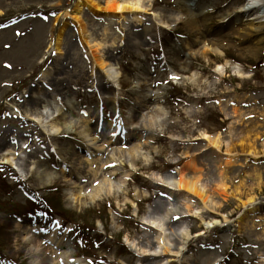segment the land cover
I'll list each match as a JSON object with an SVG mask.
<instances>
[{
	"label": "rangeland",
	"instance_id": "1",
	"mask_svg": "<svg viewBox=\"0 0 264 264\" xmlns=\"http://www.w3.org/2000/svg\"><path fill=\"white\" fill-rule=\"evenodd\" d=\"M174 1L148 0L146 10L121 15L84 10L117 73L108 82L89 72L75 23L58 18L74 10L75 0H0V154L16 150L18 137L32 164L23 179L0 156V264H51L54 253L56 264H264V0H249L255 8L245 13V0ZM65 28L58 57L49 45ZM51 66L43 86L40 73ZM41 85L45 96L37 98ZM45 101L55 116H28ZM233 106L259 126L255 156L224 154L230 129L245 124L229 111ZM155 110L160 115L151 119ZM86 120L89 135L80 134ZM50 124L60 133L48 134ZM205 132L219 133V149L201 138ZM136 143L133 161L127 150ZM220 158L228 162L226 186L205 184L213 208L201 209L198 197L183 190L168 197L150 178L191 174V161L204 178H215ZM94 172L108 174L114 195L92 196ZM43 174L53 182L38 183ZM241 180L242 191L255 196L244 210L234 191ZM78 190V199L69 196ZM185 202L199 213L182 214ZM166 211L162 229L148 223ZM159 234L170 251L139 255L128 246L151 251ZM47 238L60 242L51 253ZM26 239L34 241L36 260Z\"/></svg>",
	"mask_w": 264,
	"mask_h": 264
},
{
	"label": "bare ground",
	"instance_id": "2",
	"mask_svg": "<svg viewBox=\"0 0 264 264\" xmlns=\"http://www.w3.org/2000/svg\"><path fill=\"white\" fill-rule=\"evenodd\" d=\"M174 1V0H173ZM175 2V1H174ZM178 2H181V0H178ZM250 5H253L252 2H249L247 7ZM150 4L148 3V0H75V3L73 4V9L72 11H63L58 18H64L65 16H69L68 18L75 23L77 32L79 36L82 38L84 43L86 44L88 48V57L87 61L90 62V69L89 72L94 75L96 72L101 73L104 75L106 80L108 82L112 81L115 79L117 76V73L115 72V69L113 67V64L107 59V56L104 55L102 49L104 43L102 41H99L95 38L92 37L91 31H90V25L86 23V17L89 15L84 14V10H88L89 12L96 14V15H104V16H111L115 14H123L124 12H141L142 10H146L147 7H149ZM245 6H242L239 10L244 11ZM254 10V7L249 10L252 11ZM236 13H239L236 11ZM110 19V18H108ZM118 19L122 20L123 16H120ZM140 21V20H139ZM106 24V23H105ZM93 26V25H92ZM65 32L64 29L60 31V35L56 37V40L52 43H50L49 48H52L56 55L60 57L62 55V42H63V33ZM248 36H240L239 39L240 41H243L247 39ZM58 67V66H57ZM57 67L55 68V72L57 70ZM53 67L51 66L50 68H47L40 73V78L42 80V85L47 86V82L52 75V70ZM41 86H38L35 91H33V96L39 98L40 96H45V91L44 87L42 88ZM45 99V97H43ZM47 98V97H46ZM145 102H141V105H144ZM53 104L47 103H42V108L38 109H33L30 115H37L40 118H43V116H46L45 119H49L50 117L55 116L58 113V110L54 108V111L50 113L51 106ZM242 108L239 106H233L230 107V112L234 115H237L238 121H245L244 126L241 128H232L230 129V139L228 141H225L223 146H224V154L227 158L233 157L232 152L240 151L242 153H248V155H256V146L254 144L255 138L258 137L260 134L258 131L259 126L253 125L251 123L250 119H247L243 116L244 112L241 110ZM68 111V110H67ZM66 111V112H67ZM156 111V110H155ZM157 112V111H156ZM49 113V115H48ZM157 114V115H156ZM160 115L159 112L155 113L151 119H154L155 117H158ZM35 119V118H33ZM39 120V118H38ZM87 122L88 120L84 121V124L82 125L81 133H86L87 135L88 132L90 131V128L87 127ZM48 134H58L60 133V129L56 124H50ZM97 133V132H96ZM85 134V136H86ZM201 138L206 141V143L209 145V147H214L216 149H219L221 146V136L219 133H213V134H208V133H201L200 134ZM138 139H141L142 136L139 133L137 135ZM233 137L239 139V143L237 145L232 142L234 139ZM20 139L17 137L16 139V146L17 149L13 148H7L5 145L3 146V149L6 147L5 151L3 153L1 152V162L9 165L11 168L15 169L23 179L27 178V173H31L32 171V164L31 161L29 162V166L26 165L25 159L22 155L23 151L25 150V142L23 140L19 141ZM93 142L95 141L94 138L91 139ZM109 140V139H108ZM104 143H107V141H103ZM140 144L136 143L133 145L131 148L127 150L128 156L131 158V160L134 161L136 157V152L137 149L139 148ZM24 148V149H23ZM239 149V150H238ZM89 154V153H88ZM89 156H91L89 154ZM108 162H113L112 160H109ZM33 163V162H32ZM219 166V172L217 176L214 177H203V171L197 167V164L194 161H191L189 164V168L191 169V174H188L182 170H178L177 172L170 174V175H163V176H151L150 178L158 182L160 184H164L167 186H173L177 190H183L187 194L197 196L198 199L200 200L201 203V209H209L215 207V202H213V197L211 194L208 193V191L205 188L206 183H214L216 184V187L218 190H222L221 188H224L226 186V181H227V161H225L224 158H220L218 160ZM26 166V172L23 171V169ZM110 173V172H109ZM108 175V174H107ZM107 175L102 172L98 175L97 172H94L92 175V179L94 181L95 186L93 187V192L92 196L96 198L100 197H107L110 195H114V185L111 182L110 179L107 178ZM112 175V173L110 174ZM109 175V176H110ZM69 176H78V173L76 171H71L69 173ZM63 178V177H62ZM65 178V177H64ZM254 178L256 182L258 183V180H260V176L258 173L254 174ZM38 183H42L41 185H49L53 182L52 176L49 174H43L37 178ZM244 180H241L237 183V185H234V191L237 192L239 195H242L243 200L241 201V206L243 210L247 206H251L255 203V196L253 195L252 189L249 188L247 191H242L244 188ZM224 190V189H223ZM78 191H72L69 192V196L72 197L73 199H78ZM185 206L183 207L182 214H192V215H197L199 213L198 210H194L192 206L188 203L185 202ZM180 207V208H182ZM170 212L166 211L162 216H156V217H150V220H147L150 225H152L155 228H160L162 229L164 226L165 221H167L168 214ZM244 213L239 215V218L242 219ZM239 223L242 224V220L239 221ZM203 226L209 227L212 222H204L202 221ZM181 230V228H180ZM184 233V236H187V233L182 230ZM262 236L264 238V231L262 233ZM156 239V246L150 251L148 248L144 247H136L134 243L128 242L129 248L134 250L137 254L139 255H146V254H152V255H159L162 253L167 252L168 250L170 251V247L167 244L166 238H164L163 235L159 234L157 235ZM27 240V239H26ZM30 240V239H29ZM31 242V245L29 246L28 244ZM32 239L30 241L27 240L26 244L27 248L26 250L28 251V254H32V257L36 260L35 257H38V253L35 252L36 247L35 244H32ZM46 242V248L50 250V253L52 252L53 249H56V247L59 245L60 242L58 241H53L50 238H47ZM185 247V246H184ZM183 249V246H182ZM54 259V260H52ZM51 264H56L58 263V259H56V253H54V256L50 258L49 261Z\"/></svg>",
	"mask_w": 264,
	"mask_h": 264
},
{
	"label": "water",
	"instance_id": "3",
	"mask_svg": "<svg viewBox=\"0 0 264 264\" xmlns=\"http://www.w3.org/2000/svg\"><path fill=\"white\" fill-rule=\"evenodd\" d=\"M64 30H65V32L63 33V38H64V36L66 34V30H68V29L65 28ZM155 185L160 186L162 189H164L166 191V195L167 196H171V195L174 196L173 197L174 199H176L177 197H175V196L179 195L181 193V191H182V190H177L173 186H167V185H164V184L155 183Z\"/></svg>",
	"mask_w": 264,
	"mask_h": 264
},
{
	"label": "snow or ice",
	"instance_id": "4",
	"mask_svg": "<svg viewBox=\"0 0 264 264\" xmlns=\"http://www.w3.org/2000/svg\"><path fill=\"white\" fill-rule=\"evenodd\" d=\"M0 26H3V25H0ZM174 219H178V218H175V217H174Z\"/></svg>",
	"mask_w": 264,
	"mask_h": 264
}]
</instances>
